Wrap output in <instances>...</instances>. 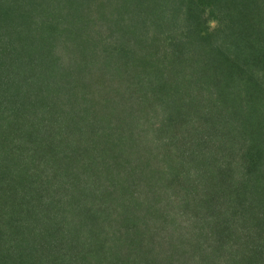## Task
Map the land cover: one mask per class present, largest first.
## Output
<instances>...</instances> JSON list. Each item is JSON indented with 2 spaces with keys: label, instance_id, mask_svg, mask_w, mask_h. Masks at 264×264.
Segmentation results:
<instances>
[{
  "label": "trees",
  "instance_id": "16d2710c",
  "mask_svg": "<svg viewBox=\"0 0 264 264\" xmlns=\"http://www.w3.org/2000/svg\"><path fill=\"white\" fill-rule=\"evenodd\" d=\"M76 2L0 0V264H264V0Z\"/></svg>",
  "mask_w": 264,
  "mask_h": 264
},
{
  "label": "rangeland",
  "instance_id": "374dc122",
  "mask_svg": "<svg viewBox=\"0 0 264 264\" xmlns=\"http://www.w3.org/2000/svg\"><path fill=\"white\" fill-rule=\"evenodd\" d=\"M89 1L91 2V0H89ZM109 1L110 0H107V1L104 0V2H106L107 6H108V7L106 6L104 8L105 10H107V8H109V3H110ZM141 1H142V3L146 2V0H141ZM90 2L88 4L86 3L85 6H82V8H80V4L76 2L75 3V6L77 8H80L79 9V13H76V12H73V13H70L69 12L68 13V11H67L68 9H65L66 11L63 12V18H62L61 22L59 24L56 23L57 24L56 26L59 29V31H57L58 35L56 36V38L54 36V39L51 40L52 41L51 42L52 43L51 45H54V47H55L56 45L61 44V41L62 40L70 41V38L67 39V36L65 34L67 28H75L76 29L75 31H77L76 33L79 32L81 38H84V39L86 37H89V38H91V36L93 37V35H92L94 33L93 31H97V32L100 33V35H101L100 37L103 40L102 41V44L101 43H98V48L96 49L98 51V53L102 54L101 55L102 58H100V59L103 60L106 57L107 58L108 57H111L113 60H115L116 59V53H117L116 52V49H117L116 48L117 47L116 45H117L119 39L117 38L116 35H114V31H115V28L116 27H114L111 22H110V24L108 22L111 21V19H121V17L117 16L119 13L115 12L116 15H114V14L113 15H110L108 17L110 19L108 21H105L104 20L105 12L103 10H101L100 11L101 12V15L98 14V15L95 16V18L91 19L92 17L90 15H88V14L86 15L85 14V13H88L89 8H91L89 6ZM146 3L144 5H146ZM110 11H112V9ZM65 14H67V16ZM42 15H43V13H42ZM65 16L68 18V20L65 19ZM86 17L88 18V20L86 19V24L88 25V27H86L84 25L85 24L84 21L81 22V20H84ZM148 17L151 18V19H149V21H153V19H152L151 16L148 15ZM43 20H45V18H43ZM52 21H56V20H52ZM94 29H96V30H94ZM116 29L118 30V28H116ZM109 30L111 32H109ZM84 39L82 41L79 40V42L76 44V51H77L76 52V56H77V53L78 52L80 53V55H81L82 52L88 53L86 50H88L89 48H88V45L84 44V42L86 41ZM45 41L47 43L49 42L47 39H45ZM57 53L59 55H62L63 54L59 50L57 51ZM104 53H106L107 56H104ZM78 56H79V54H78ZM89 75L90 74H88L87 72L86 73H82L81 72V73H78L77 76L79 77V80L82 81L85 84V82L83 80L86 77H88ZM98 80H99V78H96V81H94V82H96L95 83V86H97ZM100 96H102V95H100ZM89 102H91V107L94 106L93 105V101H89ZM92 113H93V115H96V117H99L101 119L104 118V116H103L102 113L95 114L94 111ZM60 114L61 115L55 114L54 115V119H57L58 121H60V120H62V118H65V115L64 114H62V113H60ZM91 117L92 116H91V113H90V115L87 117L86 121L85 122L84 121L81 122V124L84 126L82 132L79 133L77 130H73V128L72 127L70 128L68 125H61L60 124V126H63V127H61L63 129L62 132L72 133L73 131H76V136H77V138H78V140H79V142L81 144L86 145L88 142H91L92 143V141L89 139V137H93V134H96V132L93 131L96 128H94L92 126ZM111 118H113V117H111ZM97 122H99V121H97ZM101 122H102V124H104V126L108 127L109 121H106V119H105V120H101ZM65 124H68V123H65ZM104 126H103V128H104ZM87 135H89V137ZM60 145H61L62 148L65 147V143L64 142L63 143H60ZM77 160H78V157H77ZM36 162H38V161H36ZM34 170H36V169H34ZM191 212L192 211H190L189 213H191ZM188 216H189V219L190 220L194 218V215L193 214H189ZM183 218H180L183 221L182 224H184V219ZM186 219H188V218H186ZM66 232L67 231H63L62 233L64 235H66ZM19 237L20 238H23L21 235ZM23 243L24 242H22V244Z\"/></svg>",
  "mask_w": 264,
  "mask_h": 264
}]
</instances>
